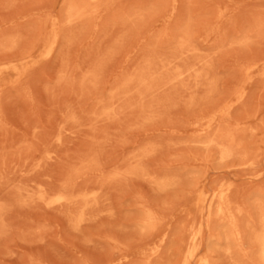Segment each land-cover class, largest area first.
Returning a JSON list of instances; mask_svg holds the SVG:
<instances>
[{"label": "rangeland", "instance_id": "obj_1", "mask_svg": "<svg viewBox=\"0 0 264 264\" xmlns=\"http://www.w3.org/2000/svg\"><path fill=\"white\" fill-rule=\"evenodd\" d=\"M192 46L197 49L195 52ZM157 55H161L159 61H165L158 62ZM166 55L173 58L171 61L178 69ZM143 62L148 68L151 62L153 71H146ZM157 63H162V70ZM182 63L183 68H187L182 69ZM139 65L140 69L145 67V71L141 70L146 72L145 77L142 73L135 74ZM184 70H188L187 74ZM177 73L183 76L180 78ZM155 75L165 76L161 79L165 81L160 82ZM184 75L187 78L183 80ZM83 78L87 79V85L83 84L86 82ZM127 79H131V83ZM177 79H182L183 85ZM186 80L194 82H189L191 87L185 82L189 90L183 83ZM80 81L90 91L85 98L86 89L79 86ZM88 81L93 86H88ZM126 81L130 86L128 83L125 86ZM120 82L122 84H118ZM150 82L153 87L170 83L157 90L151 88L152 85L147 87ZM204 82L211 83L207 86ZM95 86L101 87H96L101 93L98 97L95 96L97 90V93L91 91ZM139 87L151 94L141 92ZM134 89L140 90L136 93L138 98ZM113 92L115 99L122 94L120 101L128 93L130 96L125 97H130L129 101L126 98L123 102L115 100ZM96 97L102 100L99 102ZM140 98L147 103H142ZM161 100L165 103L161 104ZM139 101L144 108H153L143 110ZM96 102L100 103V108ZM112 103H116L117 109ZM72 112L77 115L72 116ZM82 113L92 119L80 117ZM103 114L108 117L107 121ZM100 115L104 119L95 118ZM71 116L76 118L70 120ZM59 128H67V131H59ZM223 133L229 140L224 137L225 140H219L224 143L221 144L216 137L223 139ZM224 149L230 150L224 154L226 158L221 157ZM85 153L87 159H83ZM79 156L82 161L91 159L87 162L90 165L80 163ZM75 159L79 162H74ZM94 162L97 166L101 162L104 165L105 169L100 165L95 170L101 169L100 175L108 172L109 175H103L105 179L92 171L96 167H93ZM76 163L80 164L76 166ZM69 165L73 169L85 167L86 173L80 170L82 176L91 170L89 174L99 176H96L98 183L104 179L99 184L106 183V177L113 183L102 184L105 194L97 193L104 188L99 184L98 189L97 185L94 187L96 180L92 178L95 176H83L87 181L92 180L93 185L83 182L78 176L80 171L74 169V173ZM66 169H70V175ZM111 171L119 174L116 176L114 172L109 173ZM62 174L75 180L76 186L69 178L63 182ZM114 175L121 178L116 180ZM110 176H114L112 181ZM162 180L167 181L163 183L164 187L168 186L165 189ZM76 182L82 184V190L91 186L87 193L86 188L82 191L87 195L97 193L102 200L104 198L102 202L98 197V205L86 210L89 214L85 212L83 219L78 214L84 202L78 200L80 204H76L79 203L76 201L78 207L61 204L59 208L56 198L52 200L58 196V191L54 194V190H59L60 185L62 191L68 188L69 193L65 189L63 192L68 194L62 191L59 194L77 193L81 185L76 189ZM19 187L25 190V195ZM45 187L54 191H50L53 197L48 190V196H44L50 198L54 207L49 205V200L43 203L44 193H38L40 189L44 192ZM28 191L37 195H29L34 197V202L26 195ZM79 192L83 196L81 189ZM221 192L228 193L237 229L241 228L245 234L242 236L239 231L241 242H235L232 228L224 224L227 221L218 220L216 205L210 216L209 212L207 214L210 197ZM78 194L75 196H80ZM200 194H205L204 202ZM262 200L264 202V0H0V264H181L182 254L187 252L201 224L204 225L198 250L201 256L210 253L213 264H243V260L256 264L260 262L256 255L258 244L248 241L252 243L264 230L258 218L264 213L259 211L264 205ZM69 210L73 213L69 214ZM214 212L215 219L211 216ZM69 218L73 220L70 222ZM210 220L213 230L209 228ZM225 227L228 230L221 229ZM252 229L258 230L256 237L251 235ZM230 241L242 244L233 247V242L229 246ZM243 244L245 247L241 246ZM215 246L218 248L214 249ZM239 246L243 247V252ZM229 247L241 253L234 255L231 248L227 250ZM251 249L254 252H250ZM254 254L258 261L249 256ZM191 264H197L196 260Z\"/></svg>", "mask_w": 264, "mask_h": 264}, {"label": "bare ground", "instance_id": "obj_2", "mask_svg": "<svg viewBox=\"0 0 264 264\" xmlns=\"http://www.w3.org/2000/svg\"><path fill=\"white\" fill-rule=\"evenodd\" d=\"M83 15H84V14H83ZM80 16H81V15H80ZM56 36H59V35H56ZM56 39H57V37H56ZM58 39H59V37H58ZM185 41H186V42H185ZM187 41H188V40H184V42H185L186 44H187V43L189 44V42H187ZM181 45H184V43L181 44ZM185 47H186V46H185ZM185 47L183 46V49H184ZM190 47H191V46H190ZM190 47H189V48H190ZM54 48H55V47H54ZM192 48H193V46H192ZM192 48H190V50H191ZM180 49H181V47H180ZM180 49H179V50H180ZM183 49H182L181 51H183ZM187 49H188V48H187ZM193 49H194V48H193ZM184 50H185V49H184ZM190 50H189V51H190ZM196 50H197V49H196ZM196 50L194 49V50H192V51L195 52ZM175 51H176V49H175L173 52L175 53ZM177 51H178V50H177ZM189 51H188V52H189ZM192 51H191V52H192ZM183 52H184V51H183ZM194 52H193V53H194ZM185 53H186V52H185ZM171 54H173V53H171ZM177 54L179 55V52H177ZM189 54H190V52H189ZM191 54H192V53H191ZM195 54H196V53H195ZM180 55H181V54H180ZM182 55L185 56L184 54H182ZM193 55H194V54H193ZM157 56H158V55H157ZM160 56H161V55H159V56H158L159 58H156V59H157V60L160 59V58H161ZM170 56H171V55H170ZM174 56H175V55H174ZM186 56H188V58H189V55L186 54ZM163 57H164V56H163ZM165 57H168V56L166 55ZM172 57H173V56H172ZM180 58H181V57H180ZM146 59H147V58H146ZM148 59H149V58H148ZM171 59H173V58H171ZM171 59H169V57H168V60L171 61ZM162 60H163V59H162ZM162 60H160V61L158 60V62H161ZM168 60L166 59V61H168ZM175 60H176V59H175ZM188 60H189V59H188ZM163 61H165V59H164ZM168 62H169V61H168ZM171 62H173V61H171ZM150 63H151V62H150ZM150 63H148V64H149L148 66H149L150 68H152V67H151L152 65L150 66ZM173 63H174V64H173V66H174L176 63H175V62H173ZM178 63H179V60L177 61V64H178ZM144 64H145V63L143 62L142 66H144ZM151 64H152V63H151ZM157 64H158V63H157ZM160 64H162V63H160ZM160 64H158V66H159ZM194 64H195V62H194ZM194 64H193V66H194ZM199 64H200V62L198 63V66L201 65V64H200V65H199ZM145 65H146V64H145ZM153 65H154V64H153ZM166 65H167V64H166ZM181 65H182V67H181L182 69L187 68V67H184V68H183V63H182ZM195 65H197V63H196ZM142 66H141V67H142ZM160 66H161V67H160ZM160 66H159V67H160V69L162 70L163 66H162V65H160ZM168 66L170 67V66H172V65H169V64H168ZM175 66H177V65H175ZM202 66H203V64H202ZM146 67H147V65H146ZM159 67H158V69H159ZM65 68L67 69V67H65ZM68 68H69V67H68ZM138 68H139V70H135V74L138 73V74L140 75V74L142 73V74H143V77H145L144 74L146 75V72H142V71H141V70H144L145 67L140 69V65H139ZM150 68L147 67L146 71H148V70H152V69H153V68H152V69H150ZM164 68H165V67H164ZM174 68H175V67H174ZM176 68L178 69V66H177ZM181 68H179V71H180ZM195 68L197 69L198 67H195ZM201 68H202V67H201ZM158 69H157V70H158ZM165 69H166V68H165ZM167 69H168V67H167ZM182 69H181V70H182ZM199 69H200V68H199ZM96 70H97V69H96ZM157 70H156V71H157ZM172 70H174V69H172ZM175 70H176V69H175ZM188 70H189V71H188ZM188 70H184V71L186 72V74H187V71H188L189 74H192V73H190V72H191L190 69H188ZM202 70L204 71L205 68H202ZM202 70H201V75H202V72H203ZM140 71H141V72H140ZM144 71H145V70H144ZM152 71H153V70H152ZM152 71H151V72H152ZM159 71H160V70H159ZM167 71L169 72V70H167ZM170 71H171V69H170ZM184 71H182V72H184ZM193 71H194V70H193ZM92 72H93V71H92ZM139 72H140V73H139ZM163 72L166 73L165 71H162L161 73H163ZM168 72H167V73H168ZM177 72H178V70H177ZM182 72H181V73H182ZM95 73H97V71H96ZM169 73H170V72H169ZM172 73H173V72H171V74H172ZM206 73H207V72H206ZM86 74H87V73H86ZM151 74H152V73H151ZM173 74H174V73H173ZM173 74H172V75H173ZM186 74H185V75H186ZM65 75H66V74H65ZM65 75H64V76H65ZM92 75H93V74H92ZM96 75H98V74H96ZM96 75H95V76H96ZM130 75H131V74H130ZM132 75H133V72H132ZM136 75H137V74H136ZM136 75H135V79H136ZM159 75H161L160 72H159ZM159 75H158V76L155 75V76L158 77V78H160L159 80H161V79L165 78V76H166L167 74H165V76L163 75V76H164L163 78H162V76L159 77ZM168 75H169V74H168ZM172 75H171V77H173ZM176 75H177L178 77H180V78L183 76V74H181L182 76H181V75L179 76L178 73H177ZM176 75H174V76L176 77ZM185 75H184V77H185ZM197 75H200V73L197 72ZM127 76H128V75H127ZM141 76H142V75H141ZM153 76H154V73L152 74V77H153ZM169 76H170V75H169ZM84 77H85V74H84ZM89 77H90V76H89ZM98 77H99V76H98ZM98 77L96 76L97 79H98ZM130 77H132V76H130ZM152 77H151V78H152ZM175 77H174V79H176ZM184 77H183V80L187 78V77H185V78H184ZM190 77H191V75H190ZM194 77H195V76H194ZM87 78H88V77H87ZM128 78H129V77H128ZM146 78H147V76H146ZM158 78H157V79H158ZM166 78H167V76H166ZM168 78H169V77H168ZM168 78H167V80L170 79V78H169V79H168ZM192 78H193V77H192ZM202 78L204 79V76H202ZM83 79H85V80H83ZM83 79H82V81H86V80H87L86 78H83ZM90 79H91V78H90ZM153 79H154V78H152V80H151V79H150V80L153 81ZM171 79H172V78H171ZM189 79H190V78H188V80H189ZM205 79H206V78H205ZM91 80H92V79H91ZM91 80H89V81H91ZM125 80H126V77H125ZM127 80H128V79H127ZM150 80H149V81H150ZM167 80H166V81H167ZM177 80H180V81H178V82H180V85H181V84H182L181 81H183V80H182V79H177ZM206 80L209 81L208 78H207ZM89 81H88V83H89ZM92 81H93V82H95V81L98 82V80H95V81H94V78H93ZM128 81H129V83H131V82H130L131 79H129ZM136 81H138V83H139V80H138V79H137ZM147 81H148V80H147ZM149 81H148V82H149ZM155 81H156V80H154V83H155ZM162 81L164 82L165 80H161L160 82H162ZM169 81H171V80H169ZM173 81H174V80H173ZM173 81H172V82H173ZM192 81H193V80H190L189 82H192ZM197 81L199 82V80H197ZM197 81H195V82H197ZM200 81H202V80H200ZM80 82H81V81H80ZM97 82H96V83H97ZM100 82H101V81H100ZM121 82H122V81H121ZM121 82L118 83V84H122ZM163 82H162V83H163ZM172 82H171V84H173ZM178 82H177V83H178ZM185 82H187V83L189 84V87H191V86H190V83H189L187 80L184 81L183 83H185ZM198 82H197V83H198ZM202 82H203V81H202ZM86 83H87V81H86L85 83L83 82V84L87 85ZM96 83H95V85H98V84H96ZM98 83H99V82H98ZM127 83H128V82L126 81V84H125V82H124L123 84H125V86H126ZM129 83H128V85L130 86ZM135 83H137V82H135ZM144 83H146V80L144 81ZM162 83H161V84L159 83L160 85L157 84V87H153L154 85L151 84V82L148 83V84H146V85H147V87L150 86V85H152L151 88L153 87V88H155V89H157V90H160L159 87H160L161 85H164V84H165V83H164V84H162ZM168 83H170V82H166V84H165L164 86H167ZM177 83H176V85H177ZM192 83H194V82H192ZM197 83H196L195 85H197ZM210 83H211V82H210ZM210 83H208V84H210ZM83 84H82V82H81V84H79V86H80V85L82 86ZM99 84L101 85V83H99ZM155 84H156V83H155ZM171 84H169V85H171ZM185 84H186V83H185ZM188 84H186V85H185L186 87H185V86H184V87H185V88H188V90H189V87L187 86ZM199 84L201 85V83H199ZM203 84H205V85L208 86L207 82H204ZM203 84H202V86H203ZM74 85H75V84H74ZM89 85L93 86L92 83H91V84L89 83L88 86H89ZM132 85H133V84H132ZM135 85H136V84H135ZM146 85H144V86H146ZM174 85H175V84H174ZM180 85H179V86H180ZM182 85H183V84H182ZM191 85L193 86V84H191ZM195 85H194V88H195ZM200 85H198V88L200 87ZM72 86H73V84H72ZM116 86H117V85H116ZM129 86H128V87H129ZM142 86H143V85H142ZM155 86H156V85H155ZM164 86H161V87H164ZM82 87H84V86H82ZM85 87H86V86H85ZM85 87H84V88H85ZM96 87H98V86H95L94 89L92 88L91 91H93V90H94V91L97 90V92H98V91H99L98 88L101 89V87H98L97 89H96ZM126 87H127V86H126ZM131 87L133 88V86H131ZM131 87H129V88H131ZM135 87H136V86H135ZM135 87H134V88H135ZM171 87H173V86H171ZM174 87H175V86H174ZM181 87H183V86H181ZM181 87H180V88H181ZM184 87H183V90L185 89ZM203 87H204V86H203ZM205 87H206V86H205ZM205 87H204V88H205ZM209 87H210V85H209ZM84 88H83V89H84ZM164 88H165V87H164ZM164 88H163V89H164ZM176 88H177V90L180 89V88H178V87H176ZM176 88H175V89H176ZM194 88L192 89L193 91H194L195 89H197V88H195V89H194ZM210 88H211V87H210ZM81 89H82V88H81ZM83 89H82V90H83ZM85 89H86V88H85ZM114 89H116V88H114ZM118 89H119V88H118ZM118 89H117V90H118ZM139 89H140V87H139ZM147 89H148V88H147ZM161 89H162V88H161ZM171 89H172V88H171ZM207 89H208V88H207ZM211 89H212V88H211ZM82 90L79 89L78 91L80 92V91H82ZM88 90H89V89H86V91H84L85 94L83 93V96L86 95V94H88V93L90 92V91H88ZM112 90H113V89H112ZM121 90H124V89H121ZM125 90H126V89H125ZM134 90H135V89H134ZM140 90H141V92L144 91V90L142 91V89H140ZM140 90H138V92H139ZM145 90H146V89H145ZM151 90H152V89H150L149 91H150V92H153V91H151ZM164 90L167 91L168 89L166 88V89H164ZM164 90H163V91L161 90V91L164 92ZM180 90H182V88H181ZM186 90H187V89H186ZM188 90H187V91H188ZM87 91H88V93H87ZM113 91H115V90H113ZM127 91H128V88H127ZM136 91H137V89H136L135 92H133V93H135V94L138 93V92H136ZM147 91H148V90H147ZM147 91H146V92H147ZM166 91H165V92H166ZM187 91H186V92H187ZM210 91H211V90H210ZM210 91L208 90V92H210ZM79 92H78V93H79ZM82 92H83V91H82ZM97 92L95 91L94 93H97ZM115 92H116V91H115ZM118 92H119V91H118ZM118 92H117V94H118ZM122 92H126V91H122ZM122 92H120V93H122ZM154 92H155V91H154ZM156 92H157V91H156ZM156 92H155V93H156ZM162 92H161L160 94H162ZM165 92H164V93H165ZM171 92H172V91H171ZM94 93L92 92V95H93ZM109 93H111V90H110ZM113 93H114V92H113ZM129 93H130V92H129ZM144 93H145V91H144ZM147 93H148V92H147ZM147 93H145V94H147ZM164 93H163V95H164ZM167 93H168V92H167ZM167 93H166V95L169 96L170 91H169L168 94H167ZM190 93H195V92L190 91ZM190 93H189V94H190ZM98 94H99V92L97 93V95H95V94H94V95L98 97ZM117 94H116V95H117ZM139 94H140V93H139ZM148 94H151V93H148ZM89 95H90V93H89ZM89 95H88V96H89ZM92 95H91V96H92ZM94 95H93V96H94ZM99 95H101V93H100ZM110 95H112V94H109V96H110ZM126 95H127V97L130 96V95H128V93H127ZM126 95H123V96H124V98H126L125 100L128 102L129 100H127V99H129L130 97L127 98V97H125ZM140 95H141V94H140ZM143 95H144V94H143ZM143 95H142V98H144V100H145V97H143ZM157 95H159V94H157ZM157 95L155 94V96H157ZM166 95H165V96H166ZM190 95H191V94H190ZM192 95H194V94H192ZM83 96L80 95V98H81V97L83 98ZM132 96H133V95H131V97H132ZM150 96H151V95H150ZM152 96H153V95H152ZM86 97H87V96H86ZM97 97H96V98H97ZM99 97H100V96H99ZM107 97H108V96H107ZM110 97H112V96H110ZM113 97H114V99H115V93H114ZM120 97L122 98V94H121ZM120 97H118L119 100H118L117 98H116L115 100L120 101ZM135 97L138 98V95L136 94ZM148 97H149V95H148ZM148 97H146V98H148ZM153 97H154V96H153ZM84 98H85V96H84ZM88 98H89V97H88ZM93 98H94V97H93ZM101 98H102V96H101ZM101 98H100V99H101ZM124 98H123V100H124ZM133 98H134V96H133ZM193 98H194V97H193ZM97 99H98V98H97ZM100 99H98L99 102H100L103 98H102L101 100H100ZM140 99H141V98H140ZM82 100H83V99H82ZM85 100L87 101V99H85ZM105 100H106V99H105ZM111 100H112V98H111ZM115 100H114V102H115ZM123 100H121L120 102H123ZM135 100H136V99H135ZM141 100H142V99H141ZM151 100H152V99H151ZM95 101H97V100L95 99ZM103 101H104V99H103ZM108 101H110V99H109ZM108 101L106 100V102H108ZM131 101L133 102V100H131ZM131 101H130V103H131ZM145 101H146V100H145ZM161 101H162V100H161ZM165 101H166V100H165ZM190 101H191V99H190ZM99 102H98V103H99ZM106 102H105V104H106ZM139 102H140V101H139ZM153 102H154V100H153ZM163 102H164V101H162L161 104H163ZM191 102H192V101H191ZM98 103L96 102V105H97ZM117 103H118V102H117ZM124 103H125V102H124ZM142 103H147V102H143V100H142ZM142 103L140 102V103H138V105L142 107V106H143ZM164 103H165V102H164ZM99 104H100V103H99ZM99 104H98V108H100ZM115 104H116V103H115ZM115 104L112 103V105H115ZM125 104H127V103H125ZM133 104L136 105L137 102H136V104H135V101H134ZM133 104H132V105H133ZM140 104H141V105H140ZM107 105H108V104H107ZM110 105H111V104H110ZM129 105H130V104H129ZM132 105H130V107H131ZM125 106H126V105H125ZM127 106H128V104H127ZM127 106H126V107H127ZM148 106H149V105H147V107H148ZM163 106H164V105H163ZM104 107H105V105H104ZM112 107H113V106H112ZM114 107L117 109V106H116V105H115ZM114 107H113V108H114ZM133 107H134V106H133ZM136 107H137V105H136ZM141 107H140V111H142L141 109H143L144 106H143V108H141ZM151 107H152V106H151ZM95 108H96V106H95ZM101 108H103V107H101ZM109 108L112 109L111 107H109ZM115 108H114V109H115ZM152 108H153V107H152ZM152 108H150V106H149V109H148V108H147V109H148V110H151ZM79 109H81V107H80ZM82 109H85V108L82 107ZM93 109H94V108H93ZM96 109H97V108H96ZM106 109H108V107H106ZM114 109H113V110H114ZM145 109H146V108H144L143 110H145ZM147 109H146V110H147ZM68 110H70V109H68ZM73 110H76V112H77V109H76V108L73 109ZM86 110H87V109H86ZM100 110H101V109H100ZM103 110L105 111L104 108H103ZM138 110H139V109H138ZM81 111H82V110H81ZM94 111H95V110H94ZM106 111H107V110H106ZM110 111L112 112V110H110ZM154 111L156 112V111H158V110H154ZM82 112L84 113V111H82ZM90 112H91V111H90ZM92 112H93V110H92ZM92 112H91V113H92ZM102 112H103V111H102ZM108 112H109V111H108ZM108 112H107L108 116L111 117V115H110ZM115 112L117 113V111H115ZM152 112H153V111H151L150 113H152ZM155 112H153V114H154ZM66 113L68 114V112H66ZM72 113H73V112H72ZM72 113H71V114H72ZM79 113H81V112H79ZM83 113H82V114H83ZM85 113H87V112H85ZM103 113H104V112H103ZM112 113H114V112H112ZM116 113H115V114H116ZM140 113H143V111L140 112ZM144 113H145V112H144ZM146 113H147V111H146ZM69 114H70V113H69ZM82 114H80V115H82ZM88 114H89L91 117L93 116V115H91V114L89 113V110H88ZM88 114H83V115L80 116V117H83V116H84V117H87V119H88V118H90L89 116H87ZM92 114H93V113H92ZM94 114H96V111L94 112ZM117 114H118V113H117ZM147 114H149V113H147ZM75 115H77V113H76ZM75 115H74V113H73L72 116H75ZM96 115L98 116L99 114H96ZM65 116H66V115H65ZM69 116H70V115H68L67 118H69ZM72 116H71L70 120H71L72 118H76V117H72ZM78 116H79V114H78ZM102 116L104 117L105 115L103 114ZM102 116L100 115L99 117H95V118H97V119H101V118H103ZM93 117H94V116H93ZM93 117H92V118H93ZM114 117L117 118V116H114ZM67 118H66V119H67ZM92 118H90V119H92ZM104 118L106 119L105 121H107V118H108V117L105 116ZM104 118H103V119H104ZM111 118H112V117H111ZM111 118H110V119H111ZM116 118H115V119H116ZM83 119H84V118H83ZM83 119H82V122L84 121ZM93 119H94V118H93ZM110 119H108V121H111ZM112 119H113V118H112ZM67 120H69V119H67ZM70 120H69V121H70ZM73 120H75V119H73ZM80 120H81V119H80ZM80 120H79V122H80ZM94 120H95V119H94ZM94 120H93V122H94ZM101 120H102V119H101ZM69 121H66V120H65V122H68V123H69ZM89 121H91V120H89ZM97 121H98V120H96V122H97ZM103 121H104V120H103ZM103 121H101V122H103ZM82 122H81V123H82ZM91 122H92V121H91ZM99 122H100V121H98V123H99ZM70 123H72V121H71ZM70 123H69V124H70ZM76 123H77V122H76ZM79 124H80V123H79ZM82 124H83V123H82ZM67 125H68V124H67ZM71 125H72V124H71ZM73 125H74V124H73ZM77 126H78V125H76V128L78 129ZM82 126H84V124L81 125V127H82ZM92 126H93V125H92ZM64 127H66V124H64ZM94 127H96V125H95ZM82 128L84 129V127H82ZM96 128H97V127H96ZM96 128H95L94 131H96ZM61 129H62V128H59V131H60ZM66 129H67V128H65V129L63 128L61 131H63V130H64V131H67ZM83 129H81V130H83ZM92 129H93V128H92ZM64 131H63V132H64ZM79 131H80V130H79ZM63 132H61L60 134H62ZM226 133H227V132H225V134H226ZM225 134H224V133L222 134V135H223V139L220 138V136H219V137L217 136L216 138H219L217 141H219L220 139H221V140H225V139H224V137L226 136ZM222 135H221V136H222ZM228 135H231V134L229 133ZM232 136H233V135H232ZM234 137H235V136H234ZM59 138H60V137H59ZM225 138H226V137H225ZM228 138H229V137H228ZM228 138H226V139L229 140ZM211 139H213V138H211ZM211 139H210V140H211ZM230 139H232L231 136H230ZM233 139H234V138H233ZM57 140H58V138H57ZM207 140H209V138H208ZM213 140H214V139H213ZM215 140H216V139H215ZM221 140H220V141H221ZM60 141H61V142H60ZM220 141H219V143L224 144V143H222V142H220ZM232 141H233V140H232ZM58 142H60V144H61V143H62V140H59ZM213 142H214V141H213ZM223 142H225V141H223ZM229 142H230V141H229ZM233 142H234V141H233ZM233 142H232V144H233ZM93 143H94V142H93ZM215 143H216V142H215ZM215 143H214V145H215ZM234 143H235V145H237L236 142H234ZM206 144H207V141H206ZM208 144H212V143L208 142ZM229 144H230V143L227 142V145H229ZM230 145H231V144H230ZM94 146H95V145L92 144V148H93ZM212 146H213V144H212ZM219 146H220V145H219ZM219 146H218V147H219ZM224 146H225V145H224ZM218 147H217V148H218ZM234 147L236 148V147H238V146H234ZM234 147H233V148H234ZM220 148H221V146H220ZM226 148H227V147H226ZM226 148H225V149H226ZM229 148H230V146H229ZM221 149H223V147H222ZM225 149L222 150V151H223V154L220 153V154H221V157H222V156L225 157L224 154L227 155V153H229V151H230L229 149H228L229 151H228V150H225ZM231 149H232V146H231ZM90 150H91V149H89L88 155H89V153H90ZM234 150H235V149H234ZM234 150H233V152L235 153L236 151H234ZM236 150H237V149H236ZM92 151H93V149H92ZM92 151H91V152H92ZM93 152H94V151H93ZM93 152H92V153H93ZM219 152H220V149H219ZM96 153H97V151H96ZM96 153H95V155H97ZM231 153H232V152H231ZM234 153H232V154H234ZM84 155H86V153H85ZM95 155H94V156H95ZM98 155H101V154L98 153ZM82 156H83V155H82ZM92 156H93V154H92ZM92 156H91V157H92ZM94 156H93V157H94ZM228 156L230 157V156H232V155L230 154V155H228ZM83 157H86V158H83V159H87V155H86V156H83ZM93 157H92V159H93L92 162L94 161V158H93ZM98 157H99V156H98ZM98 157L96 156L95 158H98ZM79 158H80V156H79ZM79 158H78V159H79ZM81 158H82V157H81ZM81 158H80V160H79V161H81L80 163H82V162H86V164H87L88 166L90 165V164H88V163H90L89 161L91 160V159H90V156H88V158L90 159L89 161H88V160H86V161L83 160V161H82ZM100 158H101V157H100ZM225 158H226V157H225ZM79 161H78V162H79ZM96 161L99 162V161H101V160L98 161V159H97ZM74 162H77V160L75 159ZM78 162H77V163H78ZM87 162H88V163H87ZM92 162H91V164H92ZM77 163H76V164H77ZM80 163H79V164H80ZM101 163H102V162H101ZM101 163H100V164L98 163V165H99V166L101 165L102 167H101V166H100V167L105 169L104 165H102ZM73 164H74V163H73ZM73 164H71V165H73ZM79 164H77L76 166H78ZM83 164H84V163H83ZM95 164H96V165H95ZM249 164H250V163H249ZM74 166H75V165H74ZM94 166H96V167H94ZM99 166H97V163L94 162V164H93L94 169H93L92 171H93V172L97 171V170H95V168H97V167H99ZM81 167H82V166H81ZM81 167H80V169H77V168H79V167H77L76 169L80 171V170L82 169ZM93 167H92V168H93ZM69 168H70V169H73V166H72V168H71L70 165H69ZM84 168H85V167H83V169H84ZM70 169H68V170L66 169L65 171H68V172H69ZM74 169H75V168H74ZM74 169L71 170V171H74V173H76V172H75L76 169H75V170H74ZM83 169H82L81 171H83ZM88 169H89V167H88ZM88 169H87V170H88ZM90 169H91V166H90ZM84 170H86V169H84ZM100 170H101V169H100ZM100 170H98L97 172H95V174H98L99 176H103V175H106V174L108 173V172H106V174H105V172H104L103 175H102V174L100 175V172H99ZM81 171L79 172V174L81 173ZM68 172H67V173H68ZM83 172H85V171H83ZM83 172H82V174H83ZM101 172H103V170H102ZM112 172H114V171H111V172H109V173H112ZM125 172H126V171H125ZM128 172H130V171H127V173H128ZM70 173H71V172H69L68 175H70ZM85 173H86V172H85ZM85 173H84V175H87V174H88V175H94V174H89V173H92L91 170L88 171L87 174H85ZM114 173H115V172H114ZM117 173H118V172H117ZM117 173H115L116 176H117ZM121 173H122V172H120V175H121ZM133 173H134V172H133ZM65 174H66V173H65ZM65 174H62V176H61L63 182L66 181L67 178H69L70 181L72 182V184H73V183L75 184V180H74V182H73V181L71 180L70 177H63V175L65 176ZM82 174H80V175L77 174L78 176L81 177V178H79V179H81V181H83V182H84V181H87L86 179H84V177H83L84 175L82 176ZM118 174H119V173H118ZM130 174H132V173L130 172ZM66 175H67V174H66ZM71 175H74V174H71ZM98 175H96V176L99 177ZM107 175H109V174H107ZM111 175H112V174H111ZM94 176H95V175H94ZM96 176H95V177L92 176V177H93L92 179L95 178L94 180H96ZM114 176H115V175H114ZM114 176H112V177L110 176V180H111V181H112V178H113ZM116 176H115L114 178H116V180H117V178L119 177V175H118V177H116ZM121 176H123V173H122ZM121 176H120L118 179H120ZM76 177H77V176H76ZM76 177H74V179H75ZM103 177H104V176H103ZM63 178H64V179H63ZM65 178H66V180H65ZM77 178H78V177H77ZM82 178H83L84 180H82ZM85 178H86V177H85ZM89 178H90V177H89ZM100 178H101V177H100ZM108 178H109V177H108ZM108 178L106 177V179H107V182H106V183H104V182L102 183V184H104L105 186L107 185V183L110 182V181L108 180ZM72 179H73V178H72ZM104 179H105V177H104ZM104 179H100V181H101V180L103 181ZM166 179H167V178H166ZM166 179H165V180H166ZM62 180L60 179V180H59V181H60L59 183H61ZM98 180H99V178H98ZM98 180H96L95 182H97ZM113 180H114V179H113ZM116 180H115V181H116ZM165 180H164V181H165ZM102 181H101V182H102ZM105 181H106V180H105ZM162 181H163V180H162ZM164 181H163V182L160 181L162 184L159 182L163 187H164L163 183L167 182V181H165V182H164ZM169 181H170V180H168V182H169ZM63 182H62V183H63ZM71 182H70V183H71ZM87 182L89 183L90 181L88 180ZM95 182H94V187H95V185H97L96 188L98 189V184L101 183V182H99V183L97 182V184H95ZM76 183H77V187H78V188H76V187H75V188H76V189H79L80 186H78V185H81V187H80L81 192H82V191L85 192L84 189L86 188V186L84 185L85 187H84V189L82 190V187H83L82 184H81L80 182H79L80 184H78V182H76ZM110 183H113V182H110ZM110 183H109V185H110ZM159 183H158V184H159ZM85 184L87 185V183H85ZM90 184L93 185L92 180H91ZM102 184H99L101 188L103 187ZM158 184H157V185H158ZM160 184H159V185H160ZM59 185H60V184H59ZM65 185H67V182H66ZM101 185H102V186H101ZM161 185H160V186H161ZM169 185H171V183H170ZM42 186H43V185H42ZM42 186H41L40 188H42ZM63 186H64V185H63ZM67 186H68V185H67ZM67 186H65V187H67ZM70 186H72V185H70ZM75 186H76V184H75ZM107 186H108V185H107ZM160 186H159V187H160ZM24 187H25V186H24ZM24 187L21 186V188H24ZM38 187H39V186H38ZM43 187H44V186H43ZM60 187L63 188L61 185H60ZM65 187H64V188H65ZM87 187H88V186H87ZM90 187H91V186H90ZM90 187H89L88 189H90ZM165 187L167 188L168 186L166 185ZM165 187H164V189H165ZM25 188H26V187H25ZM58 188H59V186H58ZM58 188H57V189H58ZM61 188H59V190H54V191H55L54 194H56L57 191H58V193H57L58 196L56 195L57 197H56L55 195H54L55 197H53V196L51 195V193H50L51 190L49 191V189H47L46 187H45L44 192H42V191H41L42 189H40V191H39L38 193H40V192H41V193H44V195H43V196L41 195V196L45 199L44 196H45V195H46V197L48 196L47 191H46V190H48V191H49L48 193H50V195L53 197L52 200H54V198H56V202H59V203H60V206H57V205L54 203L55 206H57V207H59V208L62 207L61 204H62V205H65V206L68 205V207H70L69 205L74 206V204L76 203V201L79 202L78 200L82 201L81 203L84 202V204H82V205H84L83 207H82V205H81V206L79 205L80 208L83 209V210H82V209L80 210V213H81V211H82L81 215H80V213L78 214V215H79V218H80V217H81V218L84 217L85 212H87L86 210L92 208L93 206L98 205L97 198H98L99 196H97V193H103V194H105V193H104V190L106 189L105 187H103L104 189L101 190V191H100V189H98V192H97L96 194H93V193L90 194V193L93 191L92 189L96 190V188H92V189H91L92 191H91V190H90L91 192L89 191V192H90V193H89L90 195H87L86 193H87L88 189L86 188V189H87V190H86V193L82 192V193H83V196H81V194H80V192H79L80 189H79L78 192H77V191H76V192L79 193L81 197H80V196L77 197V196H75V195L77 194V193H75V192H71L70 195H65V194H68V193H69L68 190H67L68 188H67V189L65 188V189L67 190L68 193H67V192H63L65 189L62 191ZM73 188H74V187H73ZM75 188H74V189H75ZM160 188H161V187H160ZM19 190H21V191L23 192L22 194L25 195V192H24L25 190L23 191V189H20V187H19ZM26 190H27V188H26ZM69 190H70V189H69ZM160 190H161V189H160ZM21 191H20V192H21ZM54 191L52 190L51 192H54ZM59 191H62V192L65 193V194H63V193L59 194V193H60ZM73 191H74V190H73ZM198 192H200V191H198ZM226 192H227V191H226ZM226 192H221L220 194H214V195H212V196L210 197L209 202H208L209 205L207 206V208H208L207 214H208V212H209V215H208V216H210V212H212L211 210H214V209H212L213 206L216 205V210H217L216 213H217V216H219L218 220L221 219V220H223L222 222L227 221L228 223H224V224H229V226L232 228V231L234 232V234H235V236H236V240H237V241H235V242H241L242 240H241V238H240L239 236H241V235L244 236L245 234L243 233V230H241V228H240L239 230L237 229V227H238L237 222H236L237 220H235V219L233 218V213L231 214V212H232V211H231V210H232L231 208H233V205H232V203L229 205V203H228V198H227L228 193L226 194ZM27 193H28V194H26V195H28V196L32 194V192L30 193V191H28ZM38 193H37V194H38ZM45 193H46V194H45ZM74 193H75V195H74ZM22 194L20 195V193H19V195H20L21 197H22ZM52 194H53V193H52ZM72 194H73V195H72ZM79 194H78V195H79ZM32 195H34V194H32ZM84 195H86V196H84ZM98 195H99V194H98ZM100 195H101V194H100ZM196 195H197V194H196ZM201 195H202V194H200V196H201ZM204 195H205V194H204ZM204 195H203V196H204ZM28 196H27V198H28ZM36 196H37V195H34V197H36ZM101 196L104 197V195H101ZM200 196H199V197H200ZM203 196H201L200 199L202 198V200H203L204 198H206V197H203ZM228 196H229V195H228ZM23 197H24V196H23ZM25 197H26V196H25ZM25 197H24V198H25ZM30 197H31V200H33L32 202H34V201H35V200L33 199L34 197H33V196H29V198H30ZM38 197H39V194H38ZM197 197H198V196H197ZM27 198H26V201L29 199V198H28V199H27ZM39 198H40V197H39ZM40 199H42V198H40ZM44 199H43V200H44ZM46 199H47V200H46ZM46 199H45V201H43V203H44V202L47 203L46 201H48V200H49L48 203L51 202L49 197L46 198ZM100 199H101V198L99 197L98 200H100ZM29 200H30V199H29ZM29 200H28V202H29ZM31 200H30V202H31ZM36 200H39V199H36ZM101 200H102V199H101ZM103 200H104V198H103ZM103 200H102V202H104ZM39 202H42V200L39 201ZM102 202H101V203H102ZM203 202H204V200H203ZM229 202H232V201L230 200ZM260 202H261V201H260ZM260 202H259V203H260ZM262 202H263V200H262ZM262 202H261V203H262ZM37 203H38V201H37ZM51 203H52V202H51ZM51 203H50L49 205H51ZM59 203H58V204H59ZM99 203H100V202H99ZM259 203H258V204H259ZM263 203H264V202H263ZM263 203H262V205H263ZM76 204H80V202H79V203H76ZM76 204H75V205H76ZM49 205H47V206H49ZM100 205H101V204H99V206H100ZM102 205H103V204H102ZM231 205H232V206H231ZM51 206L54 207V205H51ZM76 206H77V205H76ZM76 206H75V207H76ZM258 206L260 207V204H259ZM263 206H264V205H263ZM263 206H262L261 209L259 210L260 213H261V211H264ZM63 207H64V206H63ZM68 207H67V208H68ZM77 207H78V206H77ZM230 207H231V208H230ZM64 208H65V207H64ZM73 208H74V207H73ZM98 208H101V206L98 207ZM78 209H79V208H78ZM94 209H95V207H94ZM94 209H93V210H94ZM257 209H258V207H257ZM71 210H73V209H71ZM71 210H69V214L72 212ZM93 210H92V211H93ZM95 210H96V209H95ZM78 211H79V210H78ZM78 211L76 210V212H78ZM259 211H257V212H259ZM72 213H73V212H72ZM87 213H88V212H87ZM90 213H91V212H90ZM260 213H259V214H260ZM88 214H89V213H88ZM211 214H212V213H211ZM257 214H258V213H257ZM259 214H258V215H259ZM73 215H75V213H74ZM85 215H86V214H85ZM90 215H91V214H90ZM214 215H215V212H214L211 216H214ZM75 216H76V215H75ZM85 217H87V216H85ZM88 217H89V216H88ZM259 217L261 218V223H262L263 226L260 225V220H259V225L262 226V228H264V213L261 214V216H258V218H259ZM77 218H78V216H77ZM213 218L215 219V216H214ZM216 218H217V217H216ZM69 219H70V220H69L70 222L73 220V219L71 220V218H69ZM82 219H83V218H82ZM87 219H88V218H87ZM87 219H86V220H87ZM214 219H213V220H214ZM74 220L76 221V219H74ZM86 220H84L83 222H85ZM218 220H217V221H218ZM79 221H80V220H79ZM211 221H212V220L209 221V222H210V223H209L210 226H211V223L213 224V222H211ZM219 221H220V220H219ZM219 221H218V222H219ZM73 222H74V221H73ZM220 222H221V221H220ZM80 223H81V221H80ZM76 225H79V224H76ZM221 225H222V224H221ZM205 226H206V225H205ZM224 226H226V225H224ZM260 226H259V227H260ZM208 227H209V226H208ZM208 227H207L206 229L210 230L209 228H211V229L213 230L214 225H212V226L209 227V228H208ZM219 227H220V226H219ZM239 227H241V225H240ZM226 228H228V227L221 228V229H222V230H223V229H224V230H228V229H226ZM260 228H261V227H260ZM260 228H259V231H260ZM262 228H261V230H262ZM203 230H204V225L201 224V225L198 227V229H197L196 233L194 234L193 238L190 240L189 247H188V249L186 250L187 252H185V253L182 254V257H183V256H184V257H183V259H182V261H181V262H182L181 264H191V262H193V261H195V260H196V263H197V264H213L212 261H211V259H210L211 257L209 258V256H208L210 253H209L208 255L201 256L200 253L198 252V250H199V246H200V240H201V237H202L203 232H204ZM212 230H211V231H212ZM250 230H251V229H250ZM252 230H253V233L250 232L251 235L254 234L253 236L256 237L257 234H256L255 232H257L258 230H255V231H254V229H252ZM229 231L231 232L230 229H229ZM229 231H227V232L229 233ZM239 231H240L241 235L239 234ZM241 231H242V232H241ZM262 231H263V232L260 233L261 235L259 236V238H257L258 236L256 237L258 240H256L255 237H253V238H255L256 241H255V240L253 241V239H252V243H250V242L248 241L249 244H253L254 242H257V244H258V247H259V248L256 249V250H258V254H256V255H258V258H259V261H260V262H259V263L257 262L256 264H264V230H262ZM221 232H223V231H221ZM221 232H218V234L221 233ZM225 232H226V231H225ZM233 232H232V236H233ZM212 233H213V232H212ZM212 233H211V234H212ZM223 233H224V232H223ZM242 233H243L244 235H243ZM257 233H258V232H257ZM225 234H226V233H225ZM230 234H231V233H230ZM230 234H229V235H230ZM214 235H215V234H214ZM220 235L222 236V234H220ZM220 235H218V236L215 235V236H216V237H220ZM212 236H213V234H212ZM225 236H226V235H225ZM242 236H241V237H242ZM226 237L228 238V236H226ZM230 237H231V235H230ZM223 238H224V237H223ZM227 238H224L223 240H225V239L228 240ZM229 239H230V238H229ZM243 239H245V238L243 237ZM250 239H251V238H250ZM217 241H218V240H216V243H217ZM219 241L221 242V239H220ZM220 242H219L218 244H220ZM226 242H227V241H226ZM228 242H229V241H228ZM230 242H231V241H230ZM232 242H233V241H232ZM232 242L229 243V246H230V244L232 245ZM221 243H225V241H224V242L222 241ZM233 243H234V242H233ZM244 243L246 244L247 242H244ZM212 244H213V243L211 242V245H212ZM237 244H238V243H236V244L234 243L233 247H234V246H237ZM239 244H242V243H239ZM239 244H238V245H239ZM220 245H221V244H220ZM225 245H226V243H225ZM225 245H224V247H225ZM227 245H228V243H227ZM212 246H214V245H212ZM217 246H219V245H217ZM217 246H215L216 248H214V249H217V248H218ZM222 246H223V245H222ZM241 246H244V247H245L244 244L241 245ZM231 247H232V246H231ZM231 247H229L227 250H229ZM252 247H254V246H252ZM226 248H227V247H226ZM237 248H238V247H237ZM241 248H243V247H240V246H239L238 249H240V251H242ZM224 249H225V248H224ZM234 249H235V248H234ZM231 250H232V248H231ZM236 250H237V249H236ZM243 250H244V249H243ZM252 250H253V249H251L250 252H254V251H252ZM184 251H185V250H184ZM238 251H239V250H238ZM238 251H237V252H238ZM240 251H239V252H240ZM232 252L234 253L235 251L232 250ZM237 252H235L234 255H236ZM239 252H238V253H239ZM242 252H243V251H242ZM250 252H249V253H250ZM240 253H241V252H240ZM245 253H246V252H245ZM256 253H257V252H256ZM184 254H185V255H184ZM241 255H243V253H242ZM256 255L254 254V256H252V255H249V256H250V257H255V258H256ZM210 256H211V255H210ZM238 256H239V255H238ZM246 256H247V255H246ZM242 257H243V256H242ZM250 257H249V259H250ZM237 258H238V257H237ZM243 258H246V257H243ZM247 258H248V257H247ZM235 259H236V258H235ZM235 259H234V261H237V260H235ZM241 259H242V258H241ZM249 259H245V260H249ZM256 259H257V258H256ZM242 260H243V259H242ZM252 260H253V258H252ZM252 260H250V261L252 262ZM254 260H255V259H254ZM254 260H253V262H254ZM257 261H258V259H257ZM237 262H238V261H237ZM237 262H236V263H237ZM241 262H242V261H241ZM243 262H244L243 264H245L246 261L243 260ZM247 262H248V261H247ZM247 262H246V263H247ZM251 262H250V263H251ZM255 262H256V260H255ZM234 263H235V262H234ZM239 263H240V260H239ZM241 264H242V263H241ZM247 264H248V263H247Z\"/></svg>", "mask_w": 264, "mask_h": 264}]
</instances>
